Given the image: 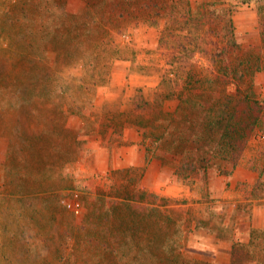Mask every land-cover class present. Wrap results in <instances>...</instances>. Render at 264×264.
<instances>
[{"label":"rangeland","instance_id":"rangeland-1","mask_svg":"<svg viewBox=\"0 0 264 264\" xmlns=\"http://www.w3.org/2000/svg\"><path fill=\"white\" fill-rule=\"evenodd\" d=\"M220 2L256 45L254 3ZM187 6L0 0V264H264V136L206 162L236 87Z\"/></svg>","mask_w":264,"mask_h":264},{"label":"trees","instance_id":"trees-1","mask_svg":"<svg viewBox=\"0 0 264 264\" xmlns=\"http://www.w3.org/2000/svg\"><path fill=\"white\" fill-rule=\"evenodd\" d=\"M238 1L241 3L253 2L255 5L258 39L256 45L243 47L238 41L236 27L231 19L234 12L232 3L227 4L219 0L212 2L208 8L205 5L200 12H193L191 0H187L189 6L186 8V12H183V21L179 22V31L182 32L191 31L193 26H198L201 30L202 26L209 25L210 30L205 32L202 39L206 35L209 36V44L213 49L207 51L208 55L206 51H201L204 54L202 56L206 55L205 58L213 63L216 68L215 76L220 82L236 87L235 93L232 95L235 103L226 113L225 123L216 138L213 151L210 150L206 153L208 154L206 162L222 160L230 165L231 169L224 171V174L227 175H230L239 164L252 137L260 134L264 136V94L258 95L253 91L252 84L246 83L247 78L253 82L257 74L264 75V0ZM155 6L159 9L162 8L158 2L155 3ZM177 12L176 9V12L169 15V19L173 21L179 13ZM201 19L206 22L202 23ZM198 35L200 36L199 32ZM172 56L177 58L174 53ZM195 156L193 155V157ZM197 158H202V161L205 159L200 156Z\"/></svg>","mask_w":264,"mask_h":264}]
</instances>
